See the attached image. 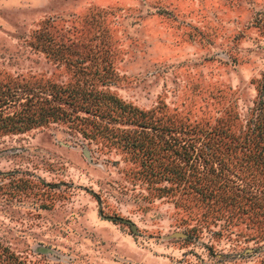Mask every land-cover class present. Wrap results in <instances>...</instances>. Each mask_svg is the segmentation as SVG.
Returning a JSON list of instances; mask_svg holds the SVG:
<instances>
[{
	"label": "rangeland",
	"instance_id": "374dc122",
	"mask_svg": "<svg viewBox=\"0 0 264 264\" xmlns=\"http://www.w3.org/2000/svg\"><path fill=\"white\" fill-rule=\"evenodd\" d=\"M262 85L264 0H0V264H264Z\"/></svg>",
	"mask_w": 264,
	"mask_h": 264
},
{
	"label": "trees",
	"instance_id": "16d2710c",
	"mask_svg": "<svg viewBox=\"0 0 264 264\" xmlns=\"http://www.w3.org/2000/svg\"><path fill=\"white\" fill-rule=\"evenodd\" d=\"M50 98L46 96H38L36 99L31 100L30 102L24 101L21 102L22 107L18 110L16 113V116H9L7 115L8 119V126L10 129H15L17 131H24L26 129H29L33 126H37L43 123H47L49 121H55L58 119H65L67 117H70L72 114V111L81 106L82 108H85L86 111L92 110V112H99L98 110L89 109L88 106L83 107L84 104H88L87 97H80L77 95H66L64 97L65 100H70L69 102L76 103L74 106V109H66L62 106V96L60 91L56 88L55 84L50 83ZM262 98L260 99V102L264 103V85L260 87ZM14 90L11 88H2L0 91V100L4 102H9L13 99ZM101 97H105L108 100H111L119 105L117 107L119 108V112L117 115L123 117L126 121L130 123H134L142 128H150L153 126L152 121L153 119L148 116V114L143 111L142 109H139L129 103H125L119 98H117L114 95H106L102 94ZM70 97V98H69ZM56 100L57 102H54ZM67 102V101H64ZM95 103L96 100H95ZM93 104V103H91ZM98 103L96 104V106ZM143 130V129H141ZM125 140L126 145H135L139 147V152H141L143 155H146V157H151V154L153 149L149 148L148 146H144L141 143V140L138 139V137H131L129 135V132L126 134ZM181 150L182 156L190 158V151L186 147H182Z\"/></svg>",
	"mask_w": 264,
	"mask_h": 264
},
{
	"label": "water",
	"instance_id": "95a60500",
	"mask_svg": "<svg viewBox=\"0 0 264 264\" xmlns=\"http://www.w3.org/2000/svg\"><path fill=\"white\" fill-rule=\"evenodd\" d=\"M132 227H133V224H132Z\"/></svg>",
	"mask_w": 264,
	"mask_h": 264
}]
</instances>
